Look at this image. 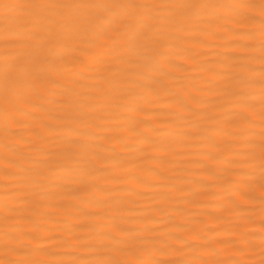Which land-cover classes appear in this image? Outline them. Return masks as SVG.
Segmentation results:
<instances>
[{
    "label": "bare ground",
    "instance_id": "obj_1",
    "mask_svg": "<svg viewBox=\"0 0 264 264\" xmlns=\"http://www.w3.org/2000/svg\"><path fill=\"white\" fill-rule=\"evenodd\" d=\"M5 2L18 0H0ZM21 15L0 7V26ZM259 55L258 37L212 27L174 41L168 75L142 79L132 66L123 73L91 66L69 86L71 104L49 96L44 108L21 116L11 140L23 137L22 148L37 149L31 155L52 168L69 162L81 176L59 197L35 204L32 196L18 199L23 182L0 163V264H92L101 254L88 245L114 223L148 240V250L139 254L147 262L261 264L259 200L237 206L232 197L245 173L260 176V86L247 90L254 123L240 119L239 108L221 107L219 96V86L236 74L259 79ZM3 145L21 151L6 144L0 117V152ZM251 155L256 160L250 167L239 163ZM6 201L22 210L8 228Z\"/></svg>",
    "mask_w": 264,
    "mask_h": 264
},
{
    "label": "snow or ice",
    "instance_id": "obj_2",
    "mask_svg": "<svg viewBox=\"0 0 264 264\" xmlns=\"http://www.w3.org/2000/svg\"><path fill=\"white\" fill-rule=\"evenodd\" d=\"M0 7L23 13L14 22L0 26V117L6 144L21 149L13 152L3 145L0 163L6 174L21 178L23 195L18 199L26 201L32 196L35 204L59 197L80 178L81 170L69 162H58L57 168L49 167L48 160L31 155L37 149L20 146L23 137L13 141L9 134L14 126L23 124L21 116L44 108L42 102L49 96H58L61 98L58 102L71 104L69 86L85 68L99 65L105 72L123 73L129 70L124 66H132L137 69L138 78L152 79L154 74L168 75L170 49L174 41L187 34L216 27L251 40L258 37L259 79L236 74L219 86V96L221 107L239 108L238 117L254 123V105L247 90L257 83L260 86V176L257 178L254 171L245 173L246 179L234 183L232 197L237 206L259 200L261 232H264V0L259 3L255 0H18ZM9 19L5 17L6 21ZM255 71L251 69L252 73ZM255 160L256 156L251 155L239 163L250 167ZM57 172L60 174L56 175ZM4 206L8 209L4 216L8 228V222L17 219L13 214L22 210L7 201ZM35 210L33 206L32 211ZM5 236L17 238L9 231ZM147 244L139 230L114 223L109 231L102 233L99 242L88 246L101 254L92 264H172L167 260L140 259L139 254L148 250ZM121 255L138 258L122 260ZM7 264L39 262L12 260Z\"/></svg>",
    "mask_w": 264,
    "mask_h": 264
}]
</instances>
